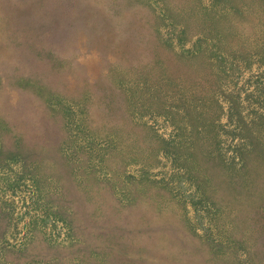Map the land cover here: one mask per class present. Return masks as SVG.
Returning <instances> with one entry per match:
<instances>
[{"label": "rangeland", "instance_id": "374dc122", "mask_svg": "<svg viewBox=\"0 0 264 264\" xmlns=\"http://www.w3.org/2000/svg\"><path fill=\"white\" fill-rule=\"evenodd\" d=\"M0 264H264V0H0Z\"/></svg>", "mask_w": 264, "mask_h": 264}, {"label": "bare ground", "instance_id": "6f19581e", "mask_svg": "<svg viewBox=\"0 0 264 264\" xmlns=\"http://www.w3.org/2000/svg\"><path fill=\"white\" fill-rule=\"evenodd\" d=\"M86 202V201H85ZM88 206V205H87Z\"/></svg>", "mask_w": 264, "mask_h": 264}]
</instances>
